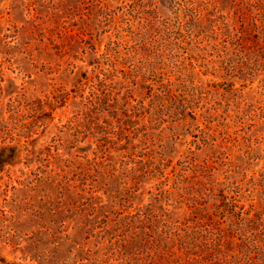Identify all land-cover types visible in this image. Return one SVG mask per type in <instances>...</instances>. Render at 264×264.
I'll return each mask as SVG.
<instances>
[{"label":"rangeland","instance_id":"1","mask_svg":"<svg viewBox=\"0 0 264 264\" xmlns=\"http://www.w3.org/2000/svg\"><path fill=\"white\" fill-rule=\"evenodd\" d=\"M100 7L105 15L114 14L112 23ZM176 12V0H0V131L15 127L21 136L25 131V137L14 141L21 152L10 163L5 161L11 152L2 149L11 143L0 138V264L136 261L138 240L123 244L117 240L119 232L108 231L126 215L158 212L159 203L152 198L157 181L142 179L137 191L130 184L124 189L118 176L98 172L82 158L90 156L91 141L57 146L61 126L77 110L74 83L110 43L126 65L150 58V66L161 74L156 80L167 81L172 70L182 66L190 86L210 88L206 100L193 95L185 112L195 111L185 120L172 109L151 126L152 148L169 160L167 172H191L207 162L218 176L233 165L243 190L248 193L251 183L255 185L247 206L264 203V192L259 191L264 188V74L259 72L250 82L213 74L212 66H220L222 55L215 57L219 53L211 46L216 37L206 31L198 38L182 32L166 52L168 42L160 34L172 31ZM202 37L210 46L203 48ZM91 44L97 52L93 56ZM59 84L67 99L41 111V101ZM206 110L209 118L203 117ZM27 129L34 132L28 138ZM173 184L170 179L166 188ZM184 186L181 191L169 189L174 196L162 210H173L182 194L190 204H200V177L177 187ZM182 209L176 210V217Z\"/></svg>","mask_w":264,"mask_h":264},{"label":"trees","instance_id":"2","mask_svg":"<svg viewBox=\"0 0 264 264\" xmlns=\"http://www.w3.org/2000/svg\"><path fill=\"white\" fill-rule=\"evenodd\" d=\"M176 8L172 31L164 30L160 34L168 42L166 52L175 46L182 32L198 38L206 31L216 37L215 45L211 46L213 52L219 53L215 57L221 59L222 55L221 64L219 60L222 68L214 64L213 74L221 73L222 78L242 82H250L249 78L258 76L259 72L264 74V0H176ZM99 10L107 22H113L111 11L105 15L106 9ZM112 44L107 45L100 58L89 62L92 69L81 72L74 83L72 93L79 99L77 110L61 126L57 145L75 146L91 141L94 147L88 145L90 156L82 158L88 166H95L96 171L118 176L124 189L130 184L137 191L142 179L157 181V192L152 198L159 203L158 212L145 210L126 215L108 235L119 232L117 240L123 244L128 239L138 240L134 264H264V203L246 204V197L255 190L254 183H246L250 185L247 193L243 190V180L236 179L233 165H227L216 176L205 160L195 168L199 170L183 169L181 174H175L174 168L167 172L169 160L152 148L151 126L172 109H178V115L185 120L195 111L185 112L191 109L193 95L197 93L200 100H206L210 88L190 86L192 81L186 78L188 74L182 66L172 70L167 81L156 80L161 74L150 66V58L142 56L138 64L126 65V58ZM200 44L203 48L210 46L205 37ZM90 49L92 56L97 53L92 44ZM63 84L45 96L41 111L67 99L62 93ZM26 101L31 104L30 100ZM206 114L209 118L208 110L204 111V118ZM14 129L0 131L3 142L11 143L2 149L11 152L6 163L21 152L19 143L14 141L25 131L21 136ZM139 132H142L140 139ZM27 133L26 138L34 134L30 129ZM47 154L52 158L49 148ZM199 177L200 204H190L191 200L182 194L176 198L178 206L162 210L174 196L169 189L184 190L187 186H177L184 180L194 181ZM170 179L175 184L167 189ZM259 191L263 194L264 188ZM183 207L186 210L176 217V210Z\"/></svg>","mask_w":264,"mask_h":264}]
</instances>
